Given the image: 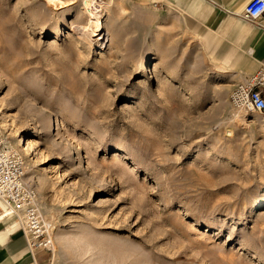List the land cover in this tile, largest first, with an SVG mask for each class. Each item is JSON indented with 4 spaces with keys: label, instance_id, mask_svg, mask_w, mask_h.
<instances>
[{
    "label": "rangeland",
    "instance_id": "374dc122",
    "mask_svg": "<svg viewBox=\"0 0 264 264\" xmlns=\"http://www.w3.org/2000/svg\"><path fill=\"white\" fill-rule=\"evenodd\" d=\"M68 1L0 0V134L31 143L47 264H264V118L220 38L147 0H97L93 36Z\"/></svg>",
    "mask_w": 264,
    "mask_h": 264
},
{
    "label": "crops",
    "instance_id": "0c3cea01",
    "mask_svg": "<svg viewBox=\"0 0 264 264\" xmlns=\"http://www.w3.org/2000/svg\"><path fill=\"white\" fill-rule=\"evenodd\" d=\"M147 1L156 6L169 4L216 34L221 40L217 47L221 62L241 80L264 66V20L263 25H254L241 17L249 0ZM10 224L0 222V264H47L48 253L32 254L22 229Z\"/></svg>",
    "mask_w": 264,
    "mask_h": 264
},
{
    "label": "built area",
    "instance_id": "2783aa9c",
    "mask_svg": "<svg viewBox=\"0 0 264 264\" xmlns=\"http://www.w3.org/2000/svg\"><path fill=\"white\" fill-rule=\"evenodd\" d=\"M241 17L263 25L264 0H249ZM232 107L239 112H258L264 118V66L232 89ZM20 227L32 254L54 251L53 226L41 208L38 193L26 177L25 159L19 149L6 144L0 134V222Z\"/></svg>",
    "mask_w": 264,
    "mask_h": 264
},
{
    "label": "bare ground",
    "instance_id": "6f19581e",
    "mask_svg": "<svg viewBox=\"0 0 264 264\" xmlns=\"http://www.w3.org/2000/svg\"><path fill=\"white\" fill-rule=\"evenodd\" d=\"M69 3L66 5V6H70L72 4L75 3V0H69L68 1ZM105 1H103L102 3H98L97 0H85L83 3H84V7H81V6H75L76 8V13H78L79 11H81V13L79 14L80 18L81 19H87L86 21V24H85V30L86 31H90L92 30V28L94 27V25H96L94 28H96L94 30V33H92L93 36H97L99 34H102L104 31H105V28H106V24H105V16L102 15V14H97L96 12V5L97 3L102 5ZM94 3V5H93ZM100 7H98V10H99ZM102 10H105L106 8L103 7L101 8ZM71 15V12H64L63 15H62V19H67L69 16ZM96 47L98 49H104L106 47V45L104 46V42H98L96 43ZM147 58H146V61L144 62V66L142 68H138V72H142L143 71V68H147ZM146 72V71H145ZM18 147L20 148V151L21 153L23 154V157L25 159V156L28 152H29V149L31 147V143L26 140V138H23L20 140V143L18 145ZM42 156H40L41 158ZM25 167H26V161H25Z\"/></svg>",
    "mask_w": 264,
    "mask_h": 264
}]
</instances>
